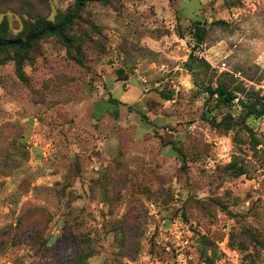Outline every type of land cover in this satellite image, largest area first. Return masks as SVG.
<instances>
[{"label": "rangeland", "instance_id": "1", "mask_svg": "<svg viewBox=\"0 0 264 264\" xmlns=\"http://www.w3.org/2000/svg\"><path fill=\"white\" fill-rule=\"evenodd\" d=\"M74 7L0 0V38ZM68 36L0 54V264H264V0L94 3Z\"/></svg>", "mask_w": 264, "mask_h": 264}, {"label": "trees", "instance_id": "2", "mask_svg": "<svg viewBox=\"0 0 264 264\" xmlns=\"http://www.w3.org/2000/svg\"><path fill=\"white\" fill-rule=\"evenodd\" d=\"M113 0H75L74 10L67 15V17L57 23H53L47 20L37 21L34 25L30 27L29 33L25 39H13L6 40L0 38V54L7 50H17L20 52L30 51L36 44L44 40L45 38L56 37L63 42L65 45L67 56L70 60L76 61L73 56L74 41L68 36L69 30L75 25L76 20L83 13V11L90 5L94 3H100L104 5H109ZM206 30L201 26L195 25L194 38L196 40L197 46H202L205 42ZM194 62V57H191L186 67L189 72H192V63ZM205 64V62H203ZM239 90H231L226 84L220 83L217 87L207 86L204 88V93H206L210 98L216 99L218 108H231L235 100L238 99ZM113 103H118L116 100H111ZM243 110L248 117H264V100L252 96L248 102H241ZM204 120L213 127L218 128L220 124H215L213 118L207 114L203 116ZM243 175V174H240ZM87 259V257L85 258Z\"/></svg>", "mask_w": 264, "mask_h": 264}, {"label": "built area", "instance_id": "3", "mask_svg": "<svg viewBox=\"0 0 264 264\" xmlns=\"http://www.w3.org/2000/svg\"><path fill=\"white\" fill-rule=\"evenodd\" d=\"M226 67H227L226 64L223 63L221 65V67H219V69L223 72V71H226ZM183 245L187 246L188 245V242H184ZM180 255H182V254H180Z\"/></svg>", "mask_w": 264, "mask_h": 264}]
</instances>
